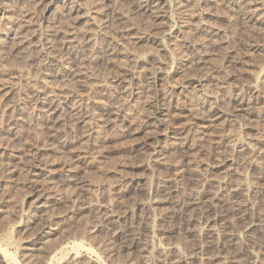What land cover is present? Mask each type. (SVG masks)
Listing matches in <instances>:
<instances>
[{
	"label": "rangeland",
	"instance_id": "1",
	"mask_svg": "<svg viewBox=\"0 0 264 264\" xmlns=\"http://www.w3.org/2000/svg\"><path fill=\"white\" fill-rule=\"evenodd\" d=\"M147 1L0 0V127L17 118L10 141L0 129V160L13 155L18 163L0 165V264L2 251L14 264H29L28 255L32 264H168V255L212 264L201 248L210 242L217 259L264 264V51L255 47L264 43V23L243 29L224 0H150L162 14L153 21L140 6ZM257 3L264 20V0ZM211 29L217 42L198 46ZM20 31L22 52L3 36ZM211 43L220 51L210 57ZM227 50L245 63L222 76L216 68ZM65 95L88 115L77 122L68 108L51 126L40 110ZM214 106L220 117L204 131L200 122ZM68 159L84 186L62 172L38 203L45 170L59 171ZM30 166L40 184L29 195ZM194 199L200 209L182 215L180 205ZM109 213L117 223H106ZM117 229L133 234L136 246L124 251ZM40 230L42 251L23 248L21 239Z\"/></svg>",
	"mask_w": 264,
	"mask_h": 264
},
{
	"label": "bare ground",
	"instance_id": "2",
	"mask_svg": "<svg viewBox=\"0 0 264 264\" xmlns=\"http://www.w3.org/2000/svg\"><path fill=\"white\" fill-rule=\"evenodd\" d=\"M138 2V1H137ZM141 2V1H140ZM149 2H150V0H149ZM148 1L147 2H145L144 4H142V5H140L141 6V8L143 9V11L145 12V13H148L149 14V16L153 19V21H157V19H159V18H161V16H162V14L160 13L161 12V10H160V12H158L159 10L157 9V7H158V4H157V2L155 1L154 3H149ZM258 2V0L256 1H252L251 3L249 2H247V0H224L223 1V5L226 7V8H229L234 14H235V16H238L239 17V19H240V22H241V24H242V26L243 27H245V28H243V29H246L247 28V22L248 23H251V24H255V25H257V23H259L260 25H262L263 23H264V20H259V17H257L256 15H257V10H259L258 9V6H257V4H261V3H257ZM43 5V4H42ZM138 5V4H137ZM141 9V10H142ZM228 11V10H227ZM147 14V15H148ZM233 17V16H232ZM237 17V18H238ZM150 18V19H151ZM234 18V17H233ZM232 18V19H233ZM149 19V20H150ZM176 19V18H175ZM130 20V19H129ZM159 21V20H158ZM25 22V21H24ZM23 22V23H24ZM184 22V21H183ZM186 22V21H185ZM33 23V22H32ZM157 23H159V22H157ZM165 23V22H164ZM22 24V23H21ZM25 24V23H24ZM24 24H23V26H24ZM27 24V23H26ZM156 24V23H155ZM190 24V23H189ZM18 25V24H17ZM19 25H20V23H19ZM163 25V24H162ZM191 25V24H190ZM22 26V25H21ZM26 26V25H25ZM36 26V25H35ZM157 26V25H156ZM188 26V25H187ZM252 26V25H251ZM258 26V25H257ZM264 26V25H263ZM16 27V26H15ZM27 27V26H26ZM34 27V26H33ZM32 27V28H33ZM158 27V26H157ZM160 27V26H159ZM162 27V26H161ZM254 27V26H253ZM17 29H19V28H17ZM27 29V28H26ZM168 29V28H167ZM199 29V28H198ZM21 30V29H20ZM166 31V30H165ZM164 31V32H165ZM194 31V30H193ZM195 31H197L196 29H195ZM194 31V32H195ZM23 32V31H22ZM24 32H25V30H24ZM166 32H168V31H166ZM219 32V31H218ZM217 31H215L214 29L212 30H210V38L209 39H205V40H203L201 43H198V46L200 45V46H203L205 43H207L208 41H210V39H211V37H213V36H217L218 35V37H219V33H218ZM55 33V32H54ZM24 34L25 33H21V31L20 32H16L15 34H13V36H11V35H9L8 33H6V34H4L3 36H4V38H10L11 40H13L14 42H15V46H16V49H18L17 51H20L19 49H21L23 46H25V45H23L25 42H26V39H25V36H24ZM31 34V33H30ZM163 34V33H162ZM224 34V33H223ZM223 34H222V36H223ZM11 36V37H10ZM135 36H137V33H136V35ZM185 36V35H184ZM192 36V35H191ZM188 37V36H187ZM187 37H186V39H187ZM194 37V36H193ZM138 38V37H137ZM141 38V37H140ZM217 38V37H216ZM220 38H221V36H220ZM223 38V37H222ZM191 40H192V38H190ZM194 39V38H193ZM213 39V41H211V42H214V39H215V37H213L212 38ZM219 39V38H218ZM224 39V38H223ZM226 39V38H225ZM137 40V39H136ZM198 40V39H197ZM216 40V39H215ZM222 40V39H221ZM220 39L218 40L219 41V43H217V44H220L219 46H221L222 47V45H224L225 43H224V40H222L221 41ZM28 41V40H27ZM206 41V42H205ZM199 42V41H198ZM216 42H217V40H216ZM216 42H214V44L216 43ZM193 43H194V41H193ZM196 43V42H195ZM209 43V42H208ZM224 43V44H223ZM14 44V43H13ZM29 44V43H28ZM184 44V43H183ZM212 44V43H211ZM253 44H255V43H253ZM260 45H256L255 47H257L258 49H260V50H262V51H264V43L263 44H261V43H259ZM188 45V44H187ZM26 46H27V44H26ZM188 46H190V45H188ZM195 46V45H194ZM205 46V45H204ZM207 46V45H206ZM187 47V46H186ZM195 47H197V46H195ZM194 47V48H195ZM208 47V46H207ZM210 47V46H209ZM15 48V47H14ZM26 48V47H25ZM200 48V47H199ZM198 48V49H199ZM202 48H204V47H202ZM212 50H213V52L211 53V55H210V57L213 55V53L214 54H218L217 52H219L220 51V49L216 46V48L214 47V45L212 44ZM217 48H218V50H217ZM223 48V47H222ZM191 49V48H190ZM197 49V50H198ZM201 49V48H200ZM208 49V48H207ZM225 49V48H224ZM223 49V50H224ZM23 50V49H22ZM26 50V49H25ZM196 50V51H197ZM193 51V50H192ZM205 51H206V49H205ZM209 51V50H208ZM221 51H222V49H221ZM261 51V52H262ZM20 52H22V51H20ZM24 52H27V51H24ZM195 52V51H194ZM203 52H204V50H203ZM198 53H199V51H198ZM205 53V52H204ZM207 53V52H206ZM221 53H225L224 51L223 52H221ZM234 52L233 51H231V50H227L226 51V55L227 56H225V59H224V61L222 60L223 59V55H222V59L221 58H219V59H221V61H223V62H221L220 64H218L219 66L216 68V72H218V73H220V75H222V76H224V74L226 75V76H229L230 75V73H231V71L228 69L229 67H232L231 69H237L238 68V65H243L245 62L243 61V60H241V58L238 56V54L237 53H235L234 55H231V54H233ZM200 54V53H199ZM198 54V55H199ZM193 55V54H192ZM215 55V56H216ZM215 56H213V57H215ZM229 56V57H228ZM192 57V56H191ZM198 57V56H197ZM206 57V56H205ZM217 57V56H216ZM228 57V58H227ZM199 59H200V57H198ZM197 58V59H198ZM207 58V57H206ZM205 58V59H206ZM196 59V58H195ZM196 59V60H197ZM227 59V60H226ZM203 61H204V59H202ZM212 60V59H211ZM210 62V61H209ZM208 63V62H207ZM211 63V62H210ZM204 64V63H203ZM196 65V64H195ZM210 65V64H209ZM206 66V65H205ZM214 65L212 64V67H213ZM198 67H200V65H198ZM203 66H201V68H202ZM209 67V66H208ZM211 67V66H210ZM211 67V68H212ZM226 67H227V69H226ZM206 68V67H205ZM210 68V69H211ZM203 69H204V67H203ZM202 69V70H203ZM206 71H208V70H206ZM206 71H205V69H204V74L206 73ZM213 71V70H212ZM166 72V71H165ZM209 72V71H208ZM262 72V71H261ZM164 73V72H163ZM215 73V72H214ZM213 73V74H214ZM222 73V74H221ZM75 74V73H74ZM78 74V73H77ZM217 74V73H216ZM215 74V75H216ZM127 75H128V73H127ZM157 75V74H156ZM164 75V74H163ZM192 75V74H191ZM201 75H203V74H201ZM219 75V74H218ZM189 76V75H188ZM217 76V75H216ZM237 76V75H236ZM256 76H259V75H256ZM256 76H255V78H256ZM216 78V77H215ZM220 80H221V78H219ZM258 79V78H257ZM121 80H123L124 81V76H121V78H120V81ZM218 81V83H219V91H221L222 93L223 92H225L226 91V85L225 84H223L222 83V81ZM256 80V79H255ZM189 81V80H188ZM195 81V80H194ZM193 81V82H194ZM204 80H202V79H198L197 81H196V83H198V85H200V86H203L204 84V82H203ZM215 81V80H214ZM195 84V83H194ZM4 85V84H3ZM217 85V84H216ZM6 86V85H5ZM184 86V85H183ZM193 86V85H192ZM199 86V87H200ZM247 86V85H246ZM12 87V86H11ZM234 87H239V86H237V85H234ZM68 89V88H67ZM226 93V92H225ZM4 94V93H3ZM58 94V93H57ZM228 94V93H227ZM59 95V94H58ZM61 95V94H60ZM51 96H52V94H51ZM67 96L68 95H65L64 97L62 96V97H59V98H57V99H55V101H48L47 103H45L44 104V108L43 109H41L40 107V111H41V113H42V115H43V117H44V119H45V122H47L48 124H50L51 126H56V125H52L53 123H49V122H53L52 120H56L57 122L60 120V119H62L63 118V116H65V114L67 113V111H68V108H70L71 110H73V112H75V115H76V121L77 122H83V119H84V117H86L88 114H86V115H82V114H80V113H82L81 111L82 110H79L77 107H74V106H69V103H68V99H67ZM45 97V96H44ZM43 97V98H44ZM50 97V96H49ZM49 97H48V100H49ZM53 97H54V95H53ZM52 97V98H53ZM230 97V96H229ZM235 97H237V96H235ZM234 97V98H235ZM42 98V97H41ZM51 98V97H50ZM217 98V97H216ZM233 98V96H232V99H234ZM241 98V97H240ZM239 98V99H240ZM194 99V98H193ZM219 99V98H218ZM236 99V98H235ZM234 99V100H235ZM41 100V99H40ZM44 100H45V98H44ZM51 100V99H50ZM221 100V99H220ZM46 101V100H45ZM217 101V100H216ZM238 101V100H237ZM15 105H17L16 103H15ZM42 105V104H41ZM216 105V104H215ZM235 105V104H234ZM40 106V105H39ZM236 106H237V109H240V110H242V111H244V112H247V107L243 104V102H241V101H239V102H237V104H236ZM14 107V106H13ZM42 107V106H41ZM217 107V106H216ZM236 108V107H235ZM69 109V110H70ZM159 109V108H158ZM157 109V110H158ZM216 109H218V111H219V108H215V106L214 107H211V108H209L208 109V112H207V114L202 118V121L200 122V124H201V128H204V131H206L205 129H207V128H209L208 127V124H207V122H208V120L210 119L211 120V118H212V120L213 119H217V118H219L220 117V114H219V112L216 110ZM190 110V109H189ZM223 110V109H222ZM113 111V110H112ZM70 112V111H69ZM157 113V112H156ZM249 113V112H248ZM1 114V113H0ZM7 114V113H6ZM72 114V113H71ZM118 115V114H117ZM195 116H197V115H195ZM245 116H246V114H245ZM73 117V116H72ZM75 117V116H74ZM150 117V116H149ZM247 117V116H246ZM10 118V117H9ZM117 118V117H116ZM66 119V118H65ZM111 120V119H110ZM56 121H55V123H56ZM62 122H63V119L61 120ZM74 121H75V119H74ZM75 121V122H76ZM107 121V120H106ZM241 121V120H240ZM22 122V121H21ZM60 122V121H59ZM58 122V123H59ZM109 122H111V121H109ZM239 122V121H238ZM19 123V122H18ZM44 123V122H43ZM46 123V124H47ZM54 123V124H55ZM86 123V122H85ZM17 124V118H15V117H13L11 120H9V127L8 128H6L5 126L4 127H0V129H1V131H2V133H5L8 137H9V141H10V136H12V134H13V130L16 128L15 127V125ZM45 124V123H44ZM89 124V123H88ZM5 125V124H4ZM50 125H48V126H50ZM7 126V125H6ZM47 126V128H46V130L48 129V128H50V127H48ZM85 126V125H84ZM19 127V126H18ZM91 125L90 126H88L87 128L90 130L91 129ZM6 128V129H5ZM54 128V127H53ZM93 128V127H92ZM50 129H52V128H50ZM18 130V129H17ZM54 130V129H53ZM83 130H84V128H83ZM86 132V131H85ZM91 132V131H90ZM17 133V132H16ZM48 133H49V131H48ZM51 133V132H50ZM19 134V133H18ZM206 134V133H205ZM208 134V133H207ZM5 135V136H6ZM213 135H215V134H213ZM51 136V135H50ZM1 137V136H0ZM16 137V136H15ZM212 137V136H211ZM8 139V138H7ZM17 139V138H16ZM214 139V138H213ZM211 140V139H210ZM12 141H13V138H12ZM213 142H215V141H213ZM212 142V143H213ZM238 145V144H237ZM242 145V144H241ZM246 146H247V144H246ZM240 147V146H239ZM68 148V147H67ZM241 148V147H240ZM48 149H50L49 147H48ZM237 149H239V148H237ZM66 150H69V149H66ZM38 151H40V150H38V149H36V152H38ZM70 151V150H69ZM68 151V152H69ZM73 152V151H72ZM16 159H17V157L16 156H13V155H10L8 158H7V161L6 160H4L5 162L3 163V161H1L2 162V164H1V162H0V165L2 166L3 165V167L2 168H4V169H6V170H10V167L11 166H16V165H18V163H15L16 162ZM75 160V159H74ZM158 160V159H157ZM247 160V159H246ZM245 161V160H244ZM75 162V161H74ZM22 163V162H21ZM20 163V164H21ZM81 163V162H80ZM220 163V162H219ZM218 163V164H219ZM222 164V163H221ZM233 164V163H232ZM232 164H231V166H232ZM245 164H247V163H245ZM73 165H74V163L70 160V159H68V160H65V162H63L62 163V169L61 170H59V171H52V170H50V169H46L45 171H47V174H45V175H43L44 177H42V175H41V177H42V179L41 180H43L42 181V185H41V191H42V193H40V195L38 196V195H36V196H38L39 198H38V203H42V202H40V201H43V200H41V199H43L44 198V196H45V194H46V192H47V188H49L48 187V185L51 183V181L54 179L55 180V178H58L60 175H61V173L62 172H64L65 174H66V176H67V183H69V184H71V185H76V187H77V184H79L80 186H82L83 184H84V181L83 180H81V179H78V177L76 178V176H77V170H75V168H73ZM217 165V164H216ZM75 166V165H74ZM82 166H84V164L82 165ZM233 167H234V165H233ZM27 168V167H26ZM219 168V167H218ZM22 169V168H21ZM2 170V169H1ZM13 170V169H12ZM28 170L29 171H27V173L25 174V176H26V182H24L25 180H23V184L25 183V185L27 186V189H28V191H27V194H31V193H34V192H36L38 189H37V187H38V185L40 184V181L37 179V178H39V176L36 178V173H31V171H32V166H30L29 168H28ZM4 171V170H3ZM12 172H15L14 170L12 171ZM79 172V171H78ZM225 172V171H224ZM6 174L8 173V172H5ZM229 173V172H228ZM231 176V175H230ZM236 176V175H235ZM40 177V178H41ZM65 178V177H64ZM220 178V177H219ZM5 179V178H4ZM235 179V178H234ZM3 180V179H2ZM217 180H218V178H217ZM215 182V181H214ZM222 182V181H221ZM225 182V181H224ZM216 184V183H215ZM78 185V186H79ZM84 186V185H83ZM51 187V186H50ZM79 188V187H78ZM240 188V187H239ZM26 189V190H27ZM83 189V188H82ZM45 190H46V192H45ZM214 191V190H213ZM215 191H217V190H215ZM37 193V192H36ZM215 195V194H214ZM212 196V197H207L208 199H209V201H207V203L209 202V203H211V204H213L214 203V201H215V198H216V196ZM245 195H247V194H245ZM227 196V195H226ZM246 197V196H245ZM200 198V197H199ZM207 198H206V200H207ZM224 198V197H223ZM242 198V197H241ZM37 199V198H36ZM45 199V198H44ZM47 200V199H46ZM197 200H198V198H197ZM197 200H192V201H190V202H187L186 204H182V205H180V208L178 209L179 211H180V213L182 214V215H185V214H190V213H192V212H194L195 213V211H197L198 209H200L199 207H200V205H199V203H198V201ZM217 200V199H216ZM244 200V199H243ZM47 201H49V200H47ZM225 201V200H224ZM44 202V201H43ZM36 203V202H35ZM38 203H36L37 205H38ZM50 203V202H49ZM233 203V202H232ZM35 204V205H36ZM45 204V203H44ZM48 204V203H47ZM47 204H46V206H47ZM51 204V203H50ZM202 204H204V203H202ZM228 204H230V203H228ZM179 205V204H178ZM39 206H41V205H39ZM206 206V205H205ZM212 206V205H211ZM214 206V205H213ZM222 206V205H221ZM229 206H231V205H229ZM240 205H238V207H239ZM242 206V205H241ZM246 206V205H245ZM34 207V206H33ZM49 207V206H48ZM233 207V206H232ZM231 207V208H232ZM36 208V207H35ZM210 209V208H209ZM213 209H215V208H213ZM227 209V208H226ZM237 209V208H236ZM242 209V208H241ZM240 209V210H241ZM246 209V208H245ZM201 210H202V208H201ZM200 210V211H201ZM231 210H233V209H231ZM244 210V209H243ZM203 211V210H202ZM218 211V210H217ZM245 211H247V210H245ZM177 212V211H176ZM214 212V211H213ZM264 212V211H263ZM179 213V214H180ZM210 213V212H209ZM212 213V212H211ZM238 213V212H237ZM246 212H244V214H245ZM48 214V213H47ZM240 214V213H239ZM243 214V213H242ZM190 215H192V214H190ZM51 216V215H50ZM199 216V215H198ZM244 216V215H243ZM47 217V216H46ZM53 217V216H52ZM51 217V218H52ZM106 218H105V221H106V223H108V224H110V223H112L113 222V224L114 223H117L116 222V219L115 218H118V216H116L114 213H109L107 216H105ZM193 217H195L196 218V216H193ZM200 217V216H199ZM51 218H49V220L51 219ZM189 218V217H188ZM195 218H189V219H187V221L189 222V221H191V223L194 221V219ZM241 218V217H240ZM244 218V217H243ZM247 218V217H246ZM46 219V218H45ZM47 219H48V217H47ZM198 219V218H197ZM200 219V218H199ZM53 219H51V221H52ZM185 220V219H184ZM263 220V219H262ZM186 221V222H187ZM196 221V220H195ZM49 222V221H48ZM101 222V221H100ZM103 222H104V220H103ZM200 222V221H199ZM51 223V222H50ZM99 223V222H98ZM242 223V222H241ZM244 223V222H243ZM261 223V222H260ZM52 224V223H51ZM112 224V225H113ZM249 224V223H248ZM247 224V222H245L242 226H243V228L245 229V230H247L248 229V227H249V225ZM100 225V224H99ZM117 225V224H116ZM115 225V226H116ZM264 225V224H263ZM40 226V225H39ZM38 226V227H39ZM45 226V225H44ZM241 226V225H240ZM43 227V226H42ZM48 228H53V227H48ZM109 228V227H108ZM114 228V227H113ZM118 228V227H117ZM196 229L198 228L197 226L195 227ZM242 228V229H243ZM41 229V228H40ZM193 229H194V227H193ZM192 229V230H193ZM196 229H195V231H196ZM200 229V227L198 228V230ZM253 229V228H252ZM263 229H264V226H263ZM116 229H114V231H115ZM35 231V230H34ZM113 231V232H114ZM216 231V230H215ZM34 233H36V232H34ZM33 233V234H34ZM44 234H46V231L45 230H40L39 232H37L35 235H33L32 237L31 236H24L22 239H21V245H23L24 247L23 248H28V249H30V248H35L36 250H38V251H42V250H40V248H41V244H42V241L44 240L43 238H44ZM208 234V233H207ZM213 234V233H212ZM218 234V233H217ZM246 234H247V232H246ZM216 235V234H215ZM224 235V234H223ZM218 236V235H217ZM122 237H123V239H122ZM115 238H119V239H122V248H123V250L124 251H129V250H131L133 247H135L136 246V244H137V239H134V236H133V234H126L125 236H122V234L120 233V230L119 229H117V231H116V234H115ZM215 238H217V237H215ZM212 239V238H211ZM210 239V240H211ZM219 239V238H218ZM245 239V238H244ZM208 240H209V238H208ZM213 240V239H212ZM215 240V242H216V239H214ZM220 240V239H219ZM218 240V241H219ZM223 241V240H222ZM231 241V240H230ZM213 242V241H212ZM245 242V241H244ZM44 243V242H43ZM222 243V242H221ZM200 244V243H199ZM218 244V243H217ZM224 244V243H223ZM245 244H246V242H245ZM20 245V246H21ZM44 245V244H43ZM247 245V244H246ZM80 246H81V244H79V242L76 244V249L77 248H80ZM175 247V246H174ZM217 247L219 248V245H216V247H215V249L217 250ZM244 247V246H243ZM202 250H203V252L205 253V254H208V252H210L209 254H208V257H206V258H208V261H211V263L212 264H240L237 260H234V259H227L226 257H222V256H220L218 259H217V255L218 254H214V253H212L213 251H211V250H214V246H212V243L210 242V243H205L202 247ZM201 248H200V250H201ZM74 249V248H73ZM31 250H33V249H31ZM243 250H245V249H243ZM77 251V250H76ZM3 253H5L4 254V256L2 257V259L4 258L5 259V264H14V262L16 261L15 259H14V256L13 255H10V253L9 254H7L6 253V251L4 252V251H2ZM218 252V251H217ZM244 252H246L247 253V248H246V250L244 251ZM249 252V251H248ZM43 253V252H42ZM216 253V252H215ZM41 254V253H40ZM45 254V253H44ZM240 254V253H239ZM254 254V253H253ZM42 255V254H41ZM166 255V254H165ZM28 256H30V257H32L31 255H28ZM43 256V255H42ZM41 256V257H42ZM186 256V255H185ZM30 257H25V259H26V262L27 263H29V264H32L33 262H35L34 260L36 259H31ZM40 257V258H41ZM39 258V257H38ZM39 258V259H40ZM160 258V257H159ZM237 258V257H236ZM167 259L168 260H170V262L168 263V264H181L182 262L183 263H186L187 264V261H186V259L187 258H185V257H183V256H173V255H168V257H167ZM44 260H45V258H44ZM38 261V260H37ZM207 261V262H208ZM25 262V261H24ZM215 262V263H214ZM16 263V262H15ZM37 263V262H36ZM42 263V262H41ZM45 263V262H44ZM84 264V263H83Z\"/></svg>",
	"mask_w": 264,
	"mask_h": 264
}]
</instances>
